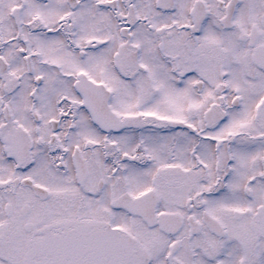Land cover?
Listing matches in <instances>:
<instances>
[{"label": "snow or ice", "instance_id": "6c2138e0", "mask_svg": "<svg viewBox=\"0 0 264 264\" xmlns=\"http://www.w3.org/2000/svg\"><path fill=\"white\" fill-rule=\"evenodd\" d=\"M0 264H264V0H0Z\"/></svg>", "mask_w": 264, "mask_h": 264}]
</instances>
